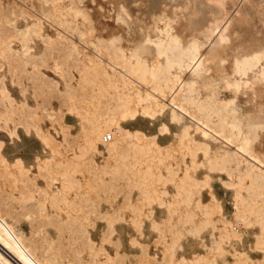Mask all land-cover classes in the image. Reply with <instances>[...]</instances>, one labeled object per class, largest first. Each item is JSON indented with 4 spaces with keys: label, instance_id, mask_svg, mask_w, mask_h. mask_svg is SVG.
Here are the masks:
<instances>
[{
    "label": "bare ground",
    "instance_id": "bare-ground-1",
    "mask_svg": "<svg viewBox=\"0 0 264 264\" xmlns=\"http://www.w3.org/2000/svg\"><path fill=\"white\" fill-rule=\"evenodd\" d=\"M226 2L0 0V6H7L10 12L4 27L25 40L20 48L8 45L2 51L6 49L14 57L30 59L41 55L39 42L59 48L78 75L67 70L69 77L67 72L64 75L59 57L51 59L49 71L37 69L36 74L43 80H50L52 74L58 76L61 81L53 80V85L57 88L63 85V94L84 97L93 106L87 108L91 125L82 123L84 144L98 152H101L97 150L98 144L105 147L109 157L103 167L108 169L116 164L117 169L127 168L123 163L130 157V169H137L134 174L141 191V205L160 202L170 216L183 214L178 221L181 224L193 222L189 211L191 189L187 186L203 187L202 183L212 178V171L225 173L226 177L219 178L234 190L236 224H248L255 217L260 227L255 234L256 246L261 247L264 246V35L254 26V18L257 11L264 16V0H246L250 6L245 5V16L232 29L229 27L233 17L227 19ZM7 80L8 74L0 70V116L14 122L15 131L11 135L28 123L29 131L41 137V151L52 149L45 165L53 167L59 177L48 181L41 191L52 199H67L76 190L75 196L67 200L68 208H76L82 201L84 181L75 176L76 157L62 159L61 148L68 140L63 143L45 132L38 122L36 106L27 98L12 95ZM138 117L159 121L162 126L159 134L173 127L170 136H162L169 140L168 145L158 142L159 134L147 135L142 126L130 129L128 123L137 122ZM175 147L184 154L181 161L185 168L175 171L169 166L167 174L152 171L157 158L158 165H169L168 154ZM188 155L190 160L186 159ZM114 159L117 163L112 165ZM139 162H149L148 169L144 170L142 164L140 169ZM202 166L209 171L198 177L193 170ZM233 171L238 172L237 179ZM165 180L173 185V191L167 188L159 191L158 184ZM44 214L51 219L62 218L54 212ZM100 215L112 233L118 232L120 218L114 211ZM171 217L166 218L167 222L171 223L170 228H176L177 222ZM68 220L62 219L63 223ZM155 224L158 227L160 223ZM204 224L185 231L198 236ZM24 226L0 189V264H86L85 247L91 249L93 258L107 252L103 245L95 247L96 241L86 229L71 230L79 234L75 240L84 243L72 250L64 243L68 238L61 236L58 244L48 234L38 241L35 235L26 233ZM215 249L225 256L221 242L215 244ZM234 255L245 253L236 251ZM108 259L113 260L112 255ZM262 259L264 262V253ZM187 260L173 263L172 258L170 263L184 264Z\"/></svg>",
    "mask_w": 264,
    "mask_h": 264
},
{
    "label": "rangeland",
    "instance_id": "rangeland-1",
    "mask_svg": "<svg viewBox=\"0 0 264 264\" xmlns=\"http://www.w3.org/2000/svg\"><path fill=\"white\" fill-rule=\"evenodd\" d=\"M246 3V0H227V19L233 17L229 29H232L240 17L245 16V5L250 6ZM259 14L261 12L258 11L255 14L254 26L260 34L264 35V16H259ZM9 15L8 7L0 6V65L2 66L0 70L9 76L8 88L16 98H27L36 106L38 122L45 132L63 143L65 139L68 140L61 148L62 159L76 157L75 176L84 181L81 189L82 201L76 208L70 207V209L67 206V200L75 196L76 190L71 191L67 199L63 197L52 199L46 196L41 190L46 188L48 181L52 178L59 177V174L53 172V167L49 168L45 165V158L52 154V149L48 148L47 152L41 151V137L37 136L34 131H29L28 123L20 126L15 134L11 135L10 132L15 131L14 122L5 116H0V189L16 209L18 219L25 225L24 230L29 236L35 235L36 240L42 241L50 234V237L58 240V244L61 236L66 237L68 239L64 243L68 244L72 250H76L84 243L77 242L75 238L79 234L71 230L86 229L91 238L96 241L95 247L100 248L103 245L107 251L93 258L90 255L91 249L85 247L84 261L86 264H171L172 258L173 263L184 258L188 259L184 264H264L262 261L264 246H256L255 234L260 230L257 219L251 217L248 224H236L233 213L234 198H236L234 190L219 178L220 176L226 177L225 173L216 171L213 173L212 171V178L207 183H202L203 187L187 186L191 189L192 199L189 211L193 222L185 221L184 223L182 221L181 224L178 221L183 218L181 216L183 214L177 212L178 214L174 213L171 217L165 207L160 206V202H154L153 205L149 203L141 205L139 197L141 191L136 181L137 176L134 174L137 169H130L131 165L128 163L130 157L127 163H123L122 160L123 166L127 168L119 166L117 169L116 164L108 169L103 167L109 157L105 147L98 144L97 150H101L98 152L85 145L82 127L85 124L91 125L88 121L87 108H93V106L84 100V97L75 98L72 95L63 94L62 91H65L63 85H59L58 88L53 85V80L61 81L58 76L52 74L50 80H43L36 74L37 69L49 71L47 66L53 57L61 58L65 70L64 75L67 71L71 72L70 74L78 73L76 68L70 66V63L62 57L59 48L56 45L46 46L37 41L39 42L38 52L41 55L30 59L14 57L6 49L2 51L4 46L20 48L25 43L24 39L13 36L11 30L4 27ZM68 74L67 72V77H69ZM188 75L189 72L185 77ZM53 109V114L50 116ZM98 117L101 120L104 118L100 114ZM137 119V122L135 120L128 123L129 126L131 125L130 129L137 130L138 126H142L144 132L150 137L159 134L162 129L159 121L149 122L148 119L142 117ZM94 123L92 124L95 125ZM169 129L163 134L160 132L157 139L163 146H167L169 140L162 139V136H170L174 128L169 127ZM183 155L177 147L173 148L168 154V166L158 165L156 161L159 155H156L157 159L152 163L154 164L152 171L167 174L169 166L175 171L183 170L185 168L181 161ZM18 157H22V161H17ZM186 159L190 160V156H186ZM115 162L116 159L112 160V165ZM138 164L140 169L142 167L145 168L144 170L148 169L149 162ZM112 167L117 171H114ZM196 169L193 171L199 175L198 177H202L205 172L209 171L205 166ZM237 175L238 172L233 171L235 179ZM162 183L158 184L159 191L164 188L173 191V185L170 182L165 180ZM164 197L166 199L167 196ZM139 206L141 209L137 210ZM44 208L47 209L46 212H54L62 218L60 216V219L55 217V220L48 218L44 214L46 213ZM107 211H114L120 218L117 223L118 232L112 233L107 222L100 215L101 212ZM167 217L177 222L176 228L171 226L173 232L170 230L171 223L167 222ZM65 218H70V220L63 223L65 221L62 219ZM56 221H60L61 225ZM155 221L160 223L158 227ZM178 223H180L179 226ZM201 223L205 224L198 236H196L197 233L191 235L190 232H186L188 227ZM63 224H65L64 227H62ZM217 242L222 243L225 256H220L215 249ZM236 251L243 252L245 255L236 256L234 255ZM109 255H112L113 260L108 259Z\"/></svg>",
    "mask_w": 264,
    "mask_h": 264
},
{
    "label": "built area",
    "instance_id": "built-area-1",
    "mask_svg": "<svg viewBox=\"0 0 264 264\" xmlns=\"http://www.w3.org/2000/svg\"><path fill=\"white\" fill-rule=\"evenodd\" d=\"M109 139H110V137H109Z\"/></svg>",
    "mask_w": 264,
    "mask_h": 264
}]
</instances>
